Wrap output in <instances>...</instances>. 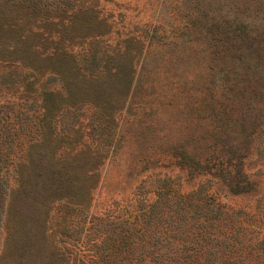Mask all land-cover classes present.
Returning <instances> with one entry per match:
<instances>
[{"label":"trees","instance_id":"obj_1","mask_svg":"<svg viewBox=\"0 0 264 264\" xmlns=\"http://www.w3.org/2000/svg\"><path fill=\"white\" fill-rule=\"evenodd\" d=\"M214 2L186 5L174 32L175 41H187L209 60L207 72L199 74L204 83L191 86L192 95L185 88L184 104L192 120L201 123L193 132L198 137L181 145L180 152L163 149L161 157H170L168 162L155 156L142 164L132 197L113 199L100 209L94 202L101 154L82 145L75 154L60 155L61 141L48 151L53 131L46 120L53 121L64 107L88 104L117 128L111 114L125 109L136 72V62L122 57L119 45L128 48L131 38L114 45L111 18L95 5L81 8L78 19L57 31L60 45L51 40L33 52L15 44L10 26L0 29V84L14 89L21 81L30 106L42 111L36 119L40 139L26 147L24 156L0 154V179L1 171L13 170L9 201L26 210L44 209L43 230L53 258L46 264H264V15L258 17L264 0H231L234 12L220 17L214 15ZM252 6L256 16L248 12ZM56 18L67 21L48 17L52 24ZM45 30L54 35V29ZM149 37L162 40L153 33ZM44 74L56 77L59 86L38 93L34 85ZM110 83L121 88L116 99L104 89ZM141 89L142 95L151 91L149 85ZM195 142L203 145L201 152ZM89 151L87 161L83 157ZM60 205L65 221L50 229V214ZM73 213L78 218L70 228ZM68 241L79 244L78 257ZM31 249L40 254L44 245Z\"/></svg>","mask_w":264,"mask_h":264},{"label":"rangeland","instance_id":"obj_2","mask_svg":"<svg viewBox=\"0 0 264 264\" xmlns=\"http://www.w3.org/2000/svg\"><path fill=\"white\" fill-rule=\"evenodd\" d=\"M230 1L215 0L212 5L214 15L227 16L234 12L236 5ZM192 2L193 0H0V29L5 30L10 26L15 44H20L31 52L41 44L46 46L45 43L51 40H57L56 45H60L57 31H62L68 21L78 19L84 13L81 8L91 5L111 18V40L114 45L125 38H131L128 48L124 49L122 44L119 45L122 57L136 62L133 66L136 72L125 109L121 113L111 114V119L118 124L117 128L108 124L106 117L88 104L64 107L58 115H53V121L46 120L53 131L47 136L48 151L61 141L60 155H70L72 152L75 154V149H80L82 145L101 154L102 160H96H101L98 165L101 179L95 190L96 209L107 207L113 199H130L143 176L136 175L142 164L153 160L155 156L157 159L162 158L160 162H168L170 157H161L163 149L180 152L181 145L194 142L198 137L193 132L195 129L199 132L201 123L192 120L188 106L184 104L188 100L185 88L190 87L192 95L191 86L200 87L204 83L200 80V75L207 72L209 60L199 50H192L193 47L187 41H175L177 34L174 33L179 19L187 10L186 5ZM239 8L243 9L240 5ZM176 9L182 13L179 14ZM248 12L256 16L253 6ZM261 15H264V6L258 12L259 18ZM50 16L65 18L67 21L56 18L58 22L52 24L48 19ZM60 25H63L62 29ZM45 28L54 29L51 32L54 35H47ZM64 33L65 31L62 34ZM152 33L162 40L150 41ZM164 40L168 43L165 44ZM64 46L73 45L64 42ZM74 50L78 49L74 47ZM31 61L38 60L33 57ZM193 61L200 63L193 64ZM189 80L193 81L188 82ZM147 85L151 88L148 93L150 95L146 96L148 94L145 93L143 96L141 86ZM58 86L56 77L44 74L34 88L39 93ZM104 89L112 99L118 98L122 93L118 83H110ZM90 91L87 90L88 95ZM1 94L9 98L0 99V154L3 158L17 159L24 156L30 143L40 139L36 119L42 111L37 105L30 106V98L24 93L21 81L14 89H8L1 83ZM142 96L146 98L145 101ZM145 102H148L147 105ZM195 144L201 152L203 145ZM10 151L12 155L9 157L6 153ZM90 151L86 152L83 159H90ZM80 158L81 156L77 160ZM77 160L74 161L78 162ZM0 165H3L1 157ZM172 170V174L177 172L175 167ZM27 171L23 169L26 174ZM131 173L133 175L129 177L128 174ZM1 174L0 264H46L53 258L47 245L49 233L46 234L45 229L43 230L44 209L26 210L17 200L10 202L9 191L15 185V175L11 169L8 172L3 170ZM50 216L49 227L56 228L65 221V209L62 205L57 206ZM72 216L70 228L75 227L78 218L75 213ZM36 243L44 245L40 254L31 249ZM67 246L77 257L80 255L79 244L68 241Z\"/></svg>","mask_w":264,"mask_h":264}]
</instances>
